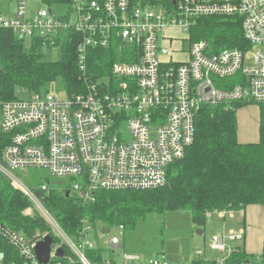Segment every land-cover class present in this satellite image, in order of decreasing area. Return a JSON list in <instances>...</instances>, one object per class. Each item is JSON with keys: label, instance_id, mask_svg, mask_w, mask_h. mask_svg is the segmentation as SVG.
I'll list each match as a JSON object with an SVG mask.
<instances>
[{"label": "built area", "instance_id": "built-area-1", "mask_svg": "<svg viewBox=\"0 0 264 264\" xmlns=\"http://www.w3.org/2000/svg\"><path fill=\"white\" fill-rule=\"evenodd\" d=\"M169 2L72 0L64 16L51 9L29 16L20 3L13 17H0V27L19 40L76 37L82 83L64 97L19 89L15 100L1 106L0 128L12 139L3 150L0 172L36 205L50 232L28 236L0 223V264H94L87 256L96 248L88 239L93 226L84 221L79 235L69 237L18 171L43 169L68 181L85 205L99 191L164 188L170 167L195 143L203 107L264 104V0ZM203 18L240 22L249 47L216 51L206 40H193L192 29ZM109 47L126 61L113 63L105 82L90 74L89 54ZM237 214L245 210L207 211L206 217ZM47 236L53 239L52 251L43 263L36 250ZM245 237L243 229L215 235L210 249L222 253L220 258L209 259L199 250L192 261L172 263L166 255L143 260L125 253L121 264H239L231 262L238 250L231 244ZM109 246L114 253L122 241L112 237ZM256 264L264 262L259 258Z\"/></svg>", "mask_w": 264, "mask_h": 264}, {"label": "trees", "instance_id": "trees-1", "mask_svg": "<svg viewBox=\"0 0 264 264\" xmlns=\"http://www.w3.org/2000/svg\"><path fill=\"white\" fill-rule=\"evenodd\" d=\"M42 1L70 4L72 0ZM159 2L170 6L169 0H144L145 4ZM192 32L193 40H206L216 51L249 47L241 23L232 19L203 18ZM76 42V37L70 35L65 39L31 40L29 46L12 30L0 27V121L2 104L15 100L19 89L38 93L48 83L62 78L69 93L77 91L82 83ZM44 46L59 48V60L42 61L39 52ZM117 61L115 47L91 50L90 74L96 79L108 77L111 65ZM246 106L248 103L234 102L231 106L203 107L197 116L195 143L183 160L170 167L169 182L164 188L99 191L95 201L87 205L72 194L69 184L47 191L37 190L36 195L71 238L79 235L84 221L93 227L102 223L108 228L123 226L131 230L149 215L189 211L193 223L205 227L207 211H239L249 206H264V104L257 105L261 117L260 141L244 145L238 141L237 114ZM11 139V135L4 134L0 128V160ZM28 207L30 201L0 177V223L28 236L50 232L40 215L23 214ZM87 256L94 264H105L99 249L88 250ZM260 259L264 262V247ZM231 262L256 264L244 249H238Z\"/></svg>", "mask_w": 264, "mask_h": 264}, {"label": "rangeland", "instance_id": "rangeland-1", "mask_svg": "<svg viewBox=\"0 0 264 264\" xmlns=\"http://www.w3.org/2000/svg\"><path fill=\"white\" fill-rule=\"evenodd\" d=\"M20 3L25 4L29 16H34L42 9H51L57 16H64L71 10V5L69 3H45L42 0H0V17H13L18 12ZM25 41L27 42L26 44L30 46L31 40L26 39ZM39 53L44 62L57 61L61 55L59 48H50L48 46L41 48ZM121 54L122 53L117 50L119 61L122 59ZM252 56L253 54L250 52L249 59H251ZM104 79L105 82H107V78L105 77ZM236 82L237 80L232 83ZM42 92H50L64 97L68 89L64 80L58 78L57 81L45 85L42 88ZM250 105L257 106V104H248V106ZM17 175L23 184H26L35 191L39 190L43 185H47L51 190L69 184L68 181L55 178L43 169L20 170L17 172ZM0 177L7 180L10 186L16 191L21 192L18 187L1 172ZM21 193L23 194V192ZM25 197L27 198V196ZM40 213L39 209L31 201L30 207L23 212L27 217H34V215H40ZM207 220V225L202 227L193 223L189 211L153 214L140 220L136 228L131 230L127 229L125 231H122L118 227L108 228L102 223H97L96 227H93V232L88 234V239L94 244L96 247L95 249L101 250L105 264L107 262L121 264L125 253L139 254L143 260L166 255L172 263L192 261L195 258L196 252L199 250L205 251L209 259L220 258L223 256L222 253L214 252L210 249L213 237L223 232L224 229H226V231L231 228L237 230V221H234V223L230 221V219H227L225 228L223 229L224 221L219 219L218 216L207 218ZM214 231L217 232L214 234ZM112 237H119L125 247L123 249L117 248L113 253L109 246V240ZM59 242L63 243L62 240ZM237 243L242 244L243 241L234 242L231 245L236 246Z\"/></svg>", "mask_w": 264, "mask_h": 264}, {"label": "crops", "instance_id": "crops-1", "mask_svg": "<svg viewBox=\"0 0 264 264\" xmlns=\"http://www.w3.org/2000/svg\"><path fill=\"white\" fill-rule=\"evenodd\" d=\"M237 119L239 143L244 145L259 143L261 123L260 108L255 105L246 106L238 111ZM218 218L224 221L223 229L225 228L227 219H230L232 222H238H236L238 226L237 230L243 229L246 232V238L242 244L237 243L235 247L242 250L244 249L249 255L253 257L254 261H257L260 258L264 247V206H249L245 210V214L243 216L237 214L234 218L230 216H227L226 218L218 216ZM229 230L235 229L231 228ZM216 232L217 231H214V234ZM124 247L125 245L122 243L121 248L123 249Z\"/></svg>", "mask_w": 264, "mask_h": 264}, {"label": "water", "instance_id": "water-1", "mask_svg": "<svg viewBox=\"0 0 264 264\" xmlns=\"http://www.w3.org/2000/svg\"><path fill=\"white\" fill-rule=\"evenodd\" d=\"M0 70H1V66H0ZM69 196H70V193L67 194V197H69ZM52 244H53V239L50 236H47L43 242L38 244L36 251H37L38 259L41 262L47 263L49 261L50 253L52 251ZM58 256L63 257L64 251L59 250Z\"/></svg>", "mask_w": 264, "mask_h": 264}]
</instances>
